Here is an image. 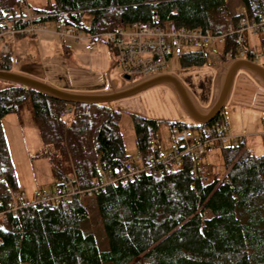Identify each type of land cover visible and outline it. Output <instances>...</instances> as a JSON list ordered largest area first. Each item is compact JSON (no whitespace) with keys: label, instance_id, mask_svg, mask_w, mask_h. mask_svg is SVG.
Masks as SVG:
<instances>
[{"label":"trees","instance_id":"16d2710c","mask_svg":"<svg viewBox=\"0 0 264 264\" xmlns=\"http://www.w3.org/2000/svg\"><path fill=\"white\" fill-rule=\"evenodd\" d=\"M238 5L249 19L262 11L260 0H239ZM233 10L225 0H48L31 12L38 17L35 23L87 32L115 31L155 15L159 26L170 22L222 34L227 20L236 26ZM21 15L17 0H0L1 30H20L25 25ZM83 16H88L86 24ZM255 37L264 48V31ZM241 42L244 37L226 39L221 65L238 58ZM61 49L68 57L69 50ZM12 63L11 55L0 56V71L13 72ZM177 63L183 69L200 67L205 55L187 52ZM222 110L207 124L190 125L128 114L137 155L159 151L160 123L170 134L197 133L203 125H224ZM25 111L41 143L33 157L47 160L54 179L49 191L69 177L82 194L6 214L0 222V264H264V153L255 156L243 139L236 146L215 144L224 174L205 183L198 159L186 155L178 168L142 173L122 186L104 184L124 162L138 163L125 153L120 111L105 104H68L13 84L0 90L1 211L18 189L1 120L10 114L19 120Z\"/></svg>","mask_w":264,"mask_h":264},{"label":"rangeland","instance_id":"374dc122","mask_svg":"<svg viewBox=\"0 0 264 264\" xmlns=\"http://www.w3.org/2000/svg\"><path fill=\"white\" fill-rule=\"evenodd\" d=\"M225 1L231 9L239 3V0ZM25 3L31 10H40L46 6L48 0H25ZM87 20L88 16H83L82 22L84 24L87 23ZM52 29L53 25L48 23L46 33L44 32L42 36L24 37L28 39L36 37L34 42L37 45L40 56L39 67L42 70L38 77L43 82L60 90L84 94L108 91V81L113 80L121 83V72L112 65V58L104 47L98 46L91 53L81 49H70L68 57H65L61 49L63 44L50 33ZM16 42L18 46V40ZM247 42L250 50L260 56L255 64L264 67V48L260 47L257 37H250ZM56 44L59 46V60ZM220 48L219 45L205 50L198 47L186 48L188 52L192 53L203 52L205 63L200 67L183 69L179 67L176 59H172L164 73L177 76L198 104L208 106L209 97L212 95L216 66L220 63L218 59ZM16 51L19 52L18 49ZM16 51L15 53H17ZM15 55H11L13 57L12 71L24 72L14 62ZM28 60L37 64L30 58V55L22 56L19 59L21 62H29ZM49 64H55L58 67L56 71H59V79L50 76ZM140 80V77H135L132 82L137 83ZM7 86L8 83L0 82V90ZM113 88L118 90L124 86L119 84ZM108 106L119 110L121 113L119 131L125 153L130 157L133 164H135L134 160L138 153L135 149L128 114H137L161 122H178L183 118L186 123L190 122L188 118L184 117L181 108L175 102L172 89L165 85L155 86L137 95L111 102ZM222 119L225 123V135L227 137L239 138L240 140L247 137L246 146L255 156L264 153V138L261 136L264 127V89L259 82L239 73L235 78L229 99L223 106ZM1 129L13 165L17 191L29 198L33 190L49 191L53 189L54 179L47 160L43 157H33L40 150L41 143L36 129L29 120L28 112H23L19 120L12 114L3 117ZM193 134L196 135L195 132ZM169 135L167 126L160 123L157 128L155 143L162 154L168 152ZM257 146L260 148H256ZM196 166L200 175L205 178L204 183L211 181L214 177L221 179L224 174V168L216 148L204 152L198 158ZM91 220L93 221L92 218Z\"/></svg>","mask_w":264,"mask_h":264},{"label":"built area","instance_id":"2783aa9c","mask_svg":"<svg viewBox=\"0 0 264 264\" xmlns=\"http://www.w3.org/2000/svg\"><path fill=\"white\" fill-rule=\"evenodd\" d=\"M17 2L18 10L22 14L20 19L25 25L20 30L0 29V56L14 54L18 48L16 34L20 33L24 37L42 35L48 26V22L35 23L38 17L32 14L25 0H17ZM260 3L262 11L257 19H249L242 6H235L233 12L238 17L236 26L227 20L226 31L222 34H213L209 29L176 28L170 22L159 26L155 15H152L150 21L146 23H132L115 31L87 32L67 25L53 26L50 33L57 37L64 47L79 48L87 53L98 46L104 47L112 58V65L120 70L122 77H128L133 84L132 80L135 77H140L142 81L163 74L172 59L177 60L188 52L186 48L198 47L205 50L217 45L223 46L228 37H234L236 41L244 37L245 44L241 42L235 53L239 59L255 63L260 56L250 50L247 41L264 31V0H260ZM230 54V51L227 52L228 58ZM247 54L250 60L246 59ZM28 55L27 52L23 54V56ZM225 132V125H203L196 133L198 136L190 130L174 131L166 154L159 151L154 153L151 149L149 153L137 155L135 158L137 165L124 162L121 170L111 177H105L103 183L126 185L139 174H151L155 171L162 172L180 167L183 156L192 155L198 159L204 152L211 151L215 144L236 146L240 139L227 137ZM261 136L264 138V127ZM75 194L82 192L76 189L73 180L69 177L61 178L53 191L33 190L29 198L18 191L10 192L7 209L0 210V222H5L6 214L16 216L22 208L29 205L67 202Z\"/></svg>","mask_w":264,"mask_h":264},{"label":"water","instance_id":"95a60500","mask_svg":"<svg viewBox=\"0 0 264 264\" xmlns=\"http://www.w3.org/2000/svg\"><path fill=\"white\" fill-rule=\"evenodd\" d=\"M237 71H243L251 78L259 82L260 86L264 89V67L256 65L253 62L244 59H233L225 64L221 75L220 89L217 98L212 105L204 111L197 110L187 99L181 87L174 81V79L166 74H160L146 78L140 82L130 84L125 88L113 90L108 93H73L57 89L43 81L34 79L32 77L15 73L11 71H0V82L8 84L23 86L27 89L36 91L51 99L65 102L68 104H86V105H108L121 99H125L137 95L152 87L162 84H170L177 96L179 97L181 106L185 116L193 124H207L210 122L219 111L223 108L232 79ZM122 79L129 80L128 77L123 76Z\"/></svg>","mask_w":264,"mask_h":264},{"label":"crops","instance_id":"0c3cea01","mask_svg":"<svg viewBox=\"0 0 264 264\" xmlns=\"http://www.w3.org/2000/svg\"><path fill=\"white\" fill-rule=\"evenodd\" d=\"M52 35V34H50ZM42 36V35H41ZM36 39V37L34 38H31V39H28V38H23V39H20L18 40L19 42V45L17 46L19 52L15 53L16 54L14 56V62L16 63L17 67L21 70H23L24 72H20V71H17L15 73H20V74H23V75H26V76H29V77H32L34 79H37V80H40L42 81V79H40L38 76H40V72L42 71L41 68L39 67L40 66V56H39V52H38V49H37V45L35 44L34 40ZM63 46V45H62ZM66 49L70 50V49H79V48H68V47H65ZM56 49H57V58L59 60V46L56 44ZM27 52L29 55H30V58L34 61V62H37V64H34L33 62H30V60H28L29 62H21L19 61V56H23V54ZM91 53V52H90ZM36 59V61H35ZM219 59V58H218ZM12 62H13V57H12ZM225 66L224 65H221L220 63L216 66V70H215V75H214V80H213V89H212V95H210L209 97V105L208 106H205V105H200L198 104L195 99L192 97V95L186 90V88L182 85V83L180 82V80L177 78V76L173 75V74H166V75H169L171 76L174 81L181 87V89L183 90V92L185 93L187 99L189 100V102L193 105V107H195V109L197 110H201V111H204V110H207L211 105L212 103L215 101V99L217 98V95H218V92H219V89H220V83H221V75H222V71H223V67ZM57 66L55 64H49V72L51 73L50 76H52L54 79H59V71H56L57 70ZM52 69V70H51ZM239 73H243L244 75H247L245 72L243 71H237L232 79V82H231V85H230V88H229V93L227 95V99H226V102L228 101L229 99V96L232 92V89H233V85H234V81H235V78L237 77V75ZM165 74V73H164ZM248 77H250L249 75H247ZM251 78V77H250ZM114 82L115 81H108V84H109V90L108 91H102L101 93H108L110 91H113V90H117L115 88H113L114 86ZM255 82V81H254ZM162 85H165V86H168L172 89L173 91V96H174V100L175 102L177 103V105L181 108V111L184 115L185 118H187L184 114V111H183V108L181 106V103H180V100H179V97L177 96L176 92L174 91V88L170 85V84H162ZM125 88V87H124ZM89 94H98V93H89ZM225 102V103H226ZM225 105V104H224ZM190 121V120H189ZM173 122H176V121H173ZM178 122H181V123H184V124H187V125H190L192 122H188L186 123L184 121V118L183 120L181 119L180 121ZM264 124V123H263ZM264 126V125H263ZM170 134V133H169ZM171 136L172 134L169 135V142L171 140ZM247 137H243V143L246 146L247 144ZM261 146V145H260ZM250 147L252 148V145H250ZM158 148V147H157ZM215 147H213L212 149H214ZM249 150L250 148L247 147ZM256 148H260V147H256ZM262 148V146H261ZM251 151V150H250ZM252 152V151H251Z\"/></svg>","mask_w":264,"mask_h":264},{"label":"flooded vegetation","instance_id":"af4514ba","mask_svg":"<svg viewBox=\"0 0 264 264\" xmlns=\"http://www.w3.org/2000/svg\"><path fill=\"white\" fill-rule=\"evenodd\" d=\"M119 84H121V86H124V87H127L131 84L130 80H124V79H121V83H119L118 81H115L114 82V87L118 86Z\"/></svg>","mask_w":264,"mask_h":264}]
</instances>
